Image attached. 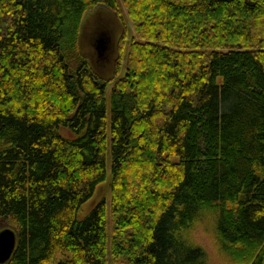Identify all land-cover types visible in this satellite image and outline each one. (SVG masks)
<instances>
[{"label": "trees", "instance_id": "trees-1", "mask_svg": "<svg viewBox=\"0 0 264 264\" xmlns=\"http://www.w3.org/2000/svg\"><path fill=\"white\" fill-rule=\"evenodd\" d=\"M99 8L133 31L111 91ZM0 222L6 264H209L201 225L264 264V0H0Z\"/></svg>", "mask_w": 264, "mask_h": 264}, {"label": "rangeland", "instance_id": "rangeland-1", "mask_svg": "<svg viewBox=\"0 0 264 264\" xmlns=\"http://www.w3.org/2000/svg\"><path fill=\"white\" fill-rule=\"evenodd\" d=\"M111 30V36L110 39L114 43L113 52L110 57V62L105 64V68H100L99 65L96 62V59L93 58V64L97 72L106 80L111 81V87L110 91L112 90L115 83L122 77V75L118 78H115V70L116 65L118 64L120 58H121V42L123 38L129 39L131 35L133 34L131 25L129 23V20L126 16V13L124 12V19L120 20L116 15L112 14L108 10L105 9H97L88 16H86L82 28V36H81V49L83 54L86 57L90 56V52L92 50V47L89 43L90 38L95 40L94 42H98L101 39H103L101 36L103 34L106 35L105 32H108ZM99 43V42H98ZM129 46V40L126 41L125 44V53H127L126 48L128 49ZM101 52V50H99ZM126 58V54L123 55ZM122 56V57H123ZM124 58L122 59V63H124ZM108 169L110 172L111 169V151L109 148L108 153ZM103 195L107 196L108 201H110V194L109 189L106 187L101 188L98 196L95 198V202L98 201ZM94 202V203H95ZM8 226L5 222H0V232L7 229ZM107 248L110 252L111 245H112V239H113V223L111 218V212L108 214L107 218ZM195 241L201 245L204 249H206L208 255H209V264H232L228 258L221 255L219 250L217 249L213 233L211 230L206 231V227L204 225H201L196 229V231L193 233ZM111 254V252H110ZM109 254V264H113L112 256Z\"/></svg>", "mask_w": 264, "mask_h": 264}, {"label": "water", "instance_id": "water-1", "mask_svg": "<svg viewBox=\"0 0 264 264\" xmlns=\"http://www.w3.org/2000/svg\"><path fill=\"white\" fill-rule=\"evenodd\" d=\"M103 39L98 41L101 54L105 53L108 49L109 38L107 34L101 36ZM17 235L16 232L10 228H7L0 232V264H6L16 249Z\"/></svg>", "mask_w": 264, "mask_h": 264}, {"label": "flooded vegetation", "instance_id": "flooded-vegetation-1", "mask_svg": "<svg viewBox=\"0 0 264 264\" xmlns=\"http://www.w3.org/2000/svg\"><path fill=\"white\" fill-rule=\"evenodd\" d=\"M106 34L111 36V30L108 32H105ZM95 40H93V38H90V45L92 47V50L90 52V60L93 62V58L96 59L97 64L99 65L100 68H105V64L110 62V57L111 54L113 52V48H114V43L113 41H111L110 37H109V45H108V49L105 53L101 54V52L99 51V45L98 43L94 42Z\"/></svg>", "mask_w": 264, "mask_h": 264}]
</instances>
